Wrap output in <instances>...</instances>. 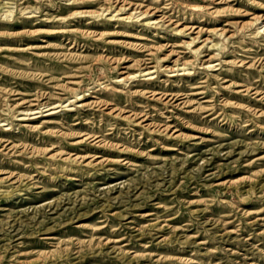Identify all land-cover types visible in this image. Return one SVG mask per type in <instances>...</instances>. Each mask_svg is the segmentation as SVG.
<instances>
[{
    "label": "rangeland",
    "instance_id": "obj_1",
    "mask_svg": "<svg viewBox=\"0 0 264 264\" xmlns=\"http://www.w3.org/2000/svg\"><path fill=\"white\" fill-rule=\"evenodd\" d=\"M0 264H264V0H0Z\"/></svg>",
    "mask_w": 264,
    "mask_h": 264
},
{
    "label": "bare ground",
    "instance_id": "obj_2",
    "mask_svg": "<svg viewBox=\"0 0 264 264\" xmlns=\"http://www.w3.org/2000/svg\"><path fill=\"white\" fill-rule=\"evenodd\" d=\"M188 2V1H187ZM191 5V4H190ZM94 11V10H93ZM183 25V24H182ZM188 26V25H187ZM179 28V27H178ZM117 59V58H116ZM172 68V67H171ZM145 70V69H144ZM123 76V75H122ZM68 86V85H67ZM72 87V86H71ZM75 90V89H74ZM155 90V89H154ZM159 95V94H158ZM100 99V98H99ZM68 101V100H67ZM97 101V100H96ZM96 104V103H95ZM51 126V125H50ZM47 127H48V125H47ZM90 135V134H89ZM104 142V141H103ZM30 150V149H29ZM35 154V153H34ZM15 159V158H14ZM11 172H13V171H11Z\"/></svg>",
    "mask_w": 264,
    "mask_h": 264
}]
</instances>
